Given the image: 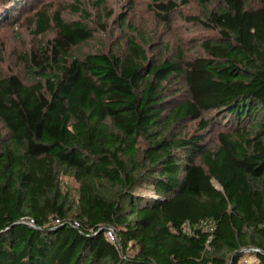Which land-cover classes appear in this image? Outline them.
<instances>
[{
  "label": "trees",
  "instance_id": "16d2710c",
  "mask_svg": "<svg viewBox=\"0 0 264 264\" xmlns=\"http://www.w3.org/2000/svg\"><path fill=\"white\" fill-rule=\"evenodd\" d=\"M198 1L197 53L162 61L36 13L56 37L0 75V264H264V0Z\"/></svg>",
  "mask_w": 264,
  "mask_h": 264
},
{
  "label": "rangeland",
  "instance_id": "374dc122",
  "mask_svg": "<svg viewBox=\"0 0 264 264\" xmlns=\"http://www.w3.org/2000/svg\"><path fill=\"white\" fill-rule=\"evenodd\" d=\"M3 1L12 2L10 8L13 6V10L9 17L1 15L4 19L7 17V23L0 24V75L19 73L27 79L24 54L47 46L56 37L54 23L46 33L36 32L35 15L40 11L52 17L60 14L65 21L83 22L91 29L92 39L74 49L79 56L94 52L120 55L126 50L127 39L134 38L150 56L160 61L174 60L180 51L188 59L197 53L201 37L207 35L184 17L203 14L198 0H175L178 11L168 21L159 16L151 0ZM184 127L185 132L192 134L198 124L186 122ZM61 183L64 190L74 192L78 187L77 182L67 176L61 178Z\"/></svg>",
  "mask_w": 264,
  "mask_h": 264
},
{
  "label": "built area",
  "instance_id": "2783aa9c",
  "mask_svg": "<svg viewBox=\"0 0 264 264\" xmlns=\"http://www.w3.org/2000/svg\"><path fill=\"white\" fill-rule=\"evenodd\" d=\"M106 234H107L108 238H109L112 242H115V240H116V236H115L114 230H113L112 228L108 229Z\"/></svg>",
  "mask_w": 264,
  "mask_h": 264
}]
</instances>
